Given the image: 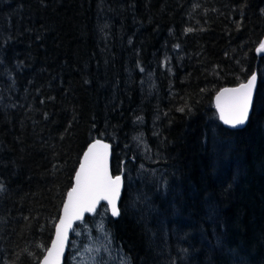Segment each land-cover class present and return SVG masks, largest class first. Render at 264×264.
<instances>
[{"label": "trees", "instance_id": "1", "mask_svg": "<svg viewBox=\"0 0 264 264\" xmlns=\"http://www.w3.org/2000/svg\"><path fill=\"white\" fill-rule=\"evenodd\" d=\"M263 38L264 0H0V264L39 263L95 139L123 188L84 222L129 264H264ZM254 72L224 127L215 93Z\"/></svg>", "mask_w": 264, "mask_h": 264}, {"label": "snow or ice", "instance_id": "2", "mask_svg": "<svg viewBox=\"0 0 264 264\" xmlns=\"http://www.w3.org/2000/svg\"><path fill=\"white\" fill-rule=\"evenodd\" d=\"M186 31L191 32L193 29L188 28ZM175 48L179 49L180 45H175ZM255 51L264 52V41L259 43ZM256 81L257 75L253 73L246 83L240 84L235 89L223 90L233 93L227 113L221 107L220 118L224 120V123L237 126L245 122L252 103ZM179 111L183 112L184 108H180ZM109 148V144L102 140H95L89 146L88 152L84 154L85 163H81L80 170L76 172V186L68 193V202L63 208L64 215L59 221V226L56 227V240L53 242L45 264H58L60 253L64 250L67 241L68 231L73 230L76 234L73 222L82 220L85 213L96 212L101 201L107 202L105 207L111 206L112 218L119 216L117 201L121 194L122 177L112 176L109 173ZM2 190L3 184L0 183V191Z\"/></svg>", "mask_w": 264, "mask_h": 264}, {"label": "rangeland", "instance_id": "3", "mask_svg": "<svg viewBox=\"0 0 264 264\" xmlns=\"http://www.w3.org/2000/svg\"><path fill=\"white\" fill-rule=\"evenodd\" d=\"M165 64H161L162 69H165ZM143 80L145 82L141 80L140 85L143 87L145 85L146 90H149L147 92L152 91L156 86L152 72H148ZM134 143L141 149L142 157L145 158V155L148 157L149 151L146 149L142 133L134 138ZM101 210L98 211L100 213H97L93 222L82 221L80 226L74 228L76 234L72 232L67 264H129L128 259L114 244L111 234L106 229L103 221L105 210Z\"/></svg>", "mask_w": 264, "mask_h": 264}, {"label": "water", "instance_id": "4", "mask_svg": "<svg viewBox=\"0 0 264 264\" xmlns=\"http://www.w3.org/2000/svg\"><path fill=\"white\" fill-rule=\"evenodd\" d=\"M262 41H264V38H263ZM256 54H257V56H262V55L264 54V52H260V53L256 52ZM254 73H255V72H254ZM252 74H253V73H252ZM252 74H251V75H252ZM255 74H256V73H255ZM251 75L247 78V80L251 77ZM256 75H257V74H256ZM247 80L244 81V82H242V83H246ZM242 83H240V84H242ZM240 84L235 85V86H225V87L219 89V90L215 93V95H214V97H213V106H214L215 112H216V114H217L218 120H219V122H220L224 127L229 128V129H242V128L247 124L248 119H249V116H250V113H251V109H252V104H253V99H254V94H255L256 86H255V89H254V91H253L252 103H251L250 108H249L248 117H247V119L245 120V122H244L243 124H240V125H237V126H232V125H229V124L224 123V120H222V119L220 118L221 107H223V108L225 109V112L227 113V111H228V105H229V103H230V99H231V97L233 96V93H231V92H224L223 90H224V89H235V88H237ZM256 84H257V81H256ZM221 93H223V95H221ZM218 97H219V99H218ZM218 105H219L220 107H218ZM95 140H102V139H95ZM95 140L89 142L88 145L86 146L85 150H84L83 153L81 154V157H80L79 163H78V165H77V167H76V170H75V172H74V175H73L72 185H71V187L68 189V191L66 192L65 197H64V200H63V203H62V205H61L60 212H59V216H58V219H57L56 224H55V226H54V230H53V235H52L51 241H50V243H49V245H48V247H47V249H46L44 255L42 256V258L40 259V261H39L38 264H45V261L48 259V254H49V252L52 250L53 242L56 240V227L59 226V221H60V219H61V218L63 217V215H64V213H63L64 205L68 202V193L71 191V189H72L73 187L76 186V180H75L76 172H78V171L80 170V164H81V163H85V161H84V159H83V158H84V154L88 152L89 146H90ZM102 141H103L104 143L109 144V143L106 142L105 140H102ZM109 145H110V144H109ZM101 151H102V149H101ZM110 161H111V145H110V148L108 149V168H109V173H110V175H112V176L120 175V176L122 177L121 174H115V175H113V174L111 173ZM122 188H123V178H122L121 191H122ZM120 196H121V194H120ZM120 196H119L118 201H117V207H118V203H119ZM106 203H107V202H105V201H101L100 204L97 206V210L99 209V207H100L102 204L106 205ZM106 208H107L108 214H109L110 217H111V206L108 205ZM97 210H96V211H97ZM94 214H95V212H94V213H85V214L83 215L82 220H80V221H74V222H73V229H74V227H75V225H76L77 223H80V222L84 221L86 217H92ZM72 232H73V230H69V231H68L67 241L65 242L64 250L60 253L58 264H64V262H65V258H66V256H67L68 247H69V243H70V238H71Z\"/></svg>", "mask_w": 264, "mask_h": 264}]
</instances>
